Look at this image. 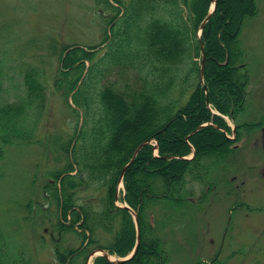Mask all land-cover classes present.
<instances>
[{
  "label": "trees",
  "instance_id": "1",
  "mask_svg": "<svg viewBox=\"0 0 264 264\" xmlns=\"http://www.w3.org/2000/svg\"><path fill=\"white\" fill-rule=\"evenodd\" d=\"M216 2V11L199 36L213 0H106L100 8L104 14L111 11L110 16L103 15L111 18L107 24L112 28L106 31L105 40L90 48L61 47L62 67L54 86L77 90L74 101L80 109L70 108L76 115L81 110L85 124L91 127L82 129L74 148L78 168L69 163L53 175L57 180L52 189L59 208L57 230L61 236L75 234L80 240L77 248H56L60 264H81L80 259L86 261L93 250L121 258L133 251L137 239L134 219L128 210L115 205V198L123 168L143 143L149 144L125 174L122 199L138 213L141 244L134 259L123 264H166L160 231L170 229L175 221L191 222L196 216L187 213L184 216L190 219H181L163 202L185 209L196 205L185 196L188 180L205 178L206 161L211 166L236 151L241 129L261 126H237V136L231 139L233 129L224 119L234 121L246 110L249 77L241 65L240 37L247 20L258 15L256 0ZM106 43L109 64L138 68L145 77L141 86L96 88L103 64L97 62L94 50ZM203 48L204 85L200 78ZM41 77L39 69L28 68L23 77L25 97L0 105V161L6 148L29 143L34 136L47 104ZM175 91L177 99H173ZM64 150L69 154L68 147ZM92 187L107 190L99 210L78 206L77 193ZM152 212L158 217L155 225L149 219ZM68 217L71 221L64 223ZM4 242L0 232V264H9ZM94 264L114 263L97 257Z\"/></svg>",
  "mask_w": 264,
  "mask_h": 264
},
{
  "label": "rangeland",
  "instance_id": "2",
  "mask_svg": "<svg viewBox=\"0 0 264 264\" xmlns=\"http://www.w3.org/2000/svg\"><path fill=\"white\" fill-rule=\"evenodd\" d=\"M256 3L258 15L247 20L240 37L244 51L241 65L249 77L246 110L234 121L224 118L232 129L244 124L261 126L241 129L236 151L211 166L206 161L205 178L188 180L185 196L192 198L195 209L163 202L181 219H190L184 216L187 213L196 216L191 222L175 221L170 229L160 231L166 264H264V0ZM101 4L106 0H0V105L25 97L23 77L30 67L40 70L47 93L46 108L33 138L6 148L0 161V232L9 264H60L56 248L62 251L80 246L75 234L61 236L57 230L59 208L52 193L57 180L53 175L69 163L78 168L74 148L80 143L82 129L91 125L85 124L83 113L72 111L80 109L74 101L77 90L70 92L66 85L56 89L54 78L62 67L61 47L90 48L105 40L112 26L107 24L111 18L104 15L112 13L104 14ZM107 43L94 50L97 62L103 64L96 88L141 86L145 77L138 68L109 64ZM178 95L175 91L173 99ZM236 136V130L230 134ZM124 190L118 183L115 205L119 208L126 205ZM106 193L96 187L82 188L76 195L78 206L99 210ZM149 219L155 225L158 217L152 212ZM67 221L64 223L69 224L71 218ZM95 258L87 262L81 258V264H94Z\"/></svg>",
  "mask_w": 264,
  "mask_h": 264
},
{
  "label": "water",
  "instance_id": "3",
  "mask_svg": "<svg viewBox=\"0 0 264 264\" xmlns=\"http://www.w3.org/2000/svg\"><path fill=\"white\" fill-rule=\"evenodd\" d=\"M216 4H217L216 0H213V5H212V8H211V12L208 14V16L205 18V20L203 21V23L200 26L201 34H202V31L204 30L206 24L210 21V19L212 18L213 14L215 13ZM67 53H68V51L66 52V54ZM202 55H203V57H202V63H201L200 78H201L202 85H204V72H205V63H206L204 48L202 49ZM207 104L209 105L208 97H207ZM200 128L198 130H200ZM235 130H236V128L233 129L234 132H235ZM195 133L196 132H194L192 135H194ZM189 138H190V136L187 137L186 140L188 141ZM232 139H234V138H232ZM148 144L149 143H143L142 145H140L135 150L132 159L130 160V162L122 170V173H121V175L119 177V182H118L119 184H121V183L123 184V180H124V177H125V174H126L127 170L133 165V163L135 162L136 158L138 157L140 151ZM193 157H194V154L188 159H192ZM118 198H119V191H118L117 196H116V201H118ZM120 208H124V209L128 210V212L132 215V217L134 219L135 228H136V232H137V239H136V245H135V248H134L133 252L130 254V256H128L125 259L112 260L111 256L107 252H105L104 250H95V251H92L90 253L89 258H92L93 256H96V255H99L100 257H104V258H106L107 260H109L110 262H112L114 264H123V263H126V262L134 259V257L137 255L139 247H140V244H141V229H140L138 213L135 212L132 208H130L127 204L125 206H123V207H120ZM89 258H88V261H89Z\"/></svg>",
  "mask_w": 264,
  "mask_h": 264
},
{
  "label": "flooded vegetation",
  "instance_id": "4",
  "mask_svg": "<svg viewBox=\"0 0 264 264\" xmlns=\"http://www.w3.org/2000/svg\"><path fill=\"white\" fill-rule=\"evenodd\" d=\"M116 7H118V6H116ZM119 7H121V6L119 5Z\"/></svg>",
  "mask_w": 264,
  "mask_h": 264
}]
</instances>
